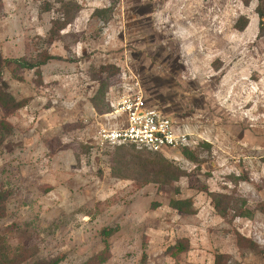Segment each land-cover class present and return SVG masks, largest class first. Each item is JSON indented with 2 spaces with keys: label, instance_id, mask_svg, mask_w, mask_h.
Listing matches in <instances>:
<instances>
[{
  "label": "rangeland",
  "instance_id": "374dc122",
  "mask_svg": "<svg viewBox=\"0 0 264 264\" xmlns=\"http://www.w3.org/2000/svg\"><path fill=\"white\" fill-rule=\"evenodd\" d=\"M256 6L0 0V264H264ZM124 95L198 137L193 160L99 145Z\"/></svg>",
  "mask_w": 264,
  "mask_h": 264
},
{
  "label": "built area",
  "instance_id": "2783aa9c",
  "mask_svg": "<svg viewBox=\"0 0 264 264\" xmlns=\"http://www.w3.org/2000/svg\"><path fill=\"white\" fill-rule=\"evenodd\" d=\"M116 113L124 117L121 124L115 128L100 127L97 130L96 140L101 146H128L160 154L168 150H194L198 144V137L177 129L171 119L143 106L140 98L122 96L117 103Z\"/></svg>",
  "mask_w": 264,
  "mask_h": 264
},
{
  "label": "trees",
  "instance_id": "16d2710c",
  "mask_svg": "<svg viewBox=\"0 0 264 264\" xmlns=\"http://www.w3.org/2000/svg\"><path fill=\"white\" fill-rule=\"evenodd\" d=\"M256 1H257V6H256V9H255V13H256V15H257V17L259 19V23H258V37H263L264 38V0H256ZM241 2L244 5H247L250 2V0H241ZM77 9H78V7L76 6V10ZM111 11H112V8H109V12H111ZM73 18H74V15L71 16L68 20L65 19L66 21H64L65 22L64 25L69 24ZM239 21L243 22L242 25H240ZM247 25H248V20L243 18V17H240L237 20V22L235 23L234 29L237 30V31H242V30H244V28ZM12 62L17 64V65H19V66H21V67H23V68H27V69H33L36 66H38V65H30L29 63L21 61V60H14ZM98 94H99V92L96 93V95H98ZM94 99H95V97L93 99H91L90 102L93 103ZM181 152H182L183 157H185L186 159H189V160H193V155H192L193 150L183 149ZM149 153H151V152H149ZM151 154H158V153H151ZM163 167L164 168H168V165L163 166ZM169 206L172 209H174L176 211H179V212H185V213L193 212L192 203H191L190 200H173V201L169 202ZM215 206H216V203H215ZM249 216H250V213L248 211H245V213H239L238 215H236V217H239V218H242V217L248 218ZM181 242H183V241H179V243L177 242L175 245H173L172 249H174V251L176 250L175 254L187 251V247L184 244H182ZM249 244H250V246L255 248L253 243L250 242ZM102 260L100 259V261H98V262L101 263ZM223 261H224V257H223V255L221 253H216L214 255L213 264H222ZM59 262H60L59 259H57V260H54V261L47 262L46 264H59ZM88 262H90V261H88ZM88 264H90V263H88Z\"/></svg>",
  "mask_w": 264,
  "mask_h": 264
}]
</instances>
